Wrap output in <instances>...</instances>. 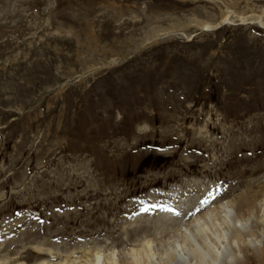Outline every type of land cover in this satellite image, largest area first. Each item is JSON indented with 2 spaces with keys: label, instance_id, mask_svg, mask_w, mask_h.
Returning a JSON list of instances; mask_svg holds the SVG:
<instances>
[{
  "label": "rangeland",
  "instance_id": "rangeland-1",
  "mask_svg": "<svg viewBox=\"0 0 264 264\" xmlns=\"http://www.w3.org/2000/svg\"><path fill=\"white\" fill-rule=\"evenodd\" d=\"M249 192L264 0H0V264L130 261L148 240L140 264H176L168 243L202 240L167 243L169 224Z\"/></svg>",
  "mask_w": 264,
  "mask_h": 264
},
{
  "label": "bare ground",
  "instance_id": "bare-ground-1",
  "mask_svg": "<svg viewBox=\"0 0 264 264\" xmlns=\"http://www.w3.org/2000/svg\"><path fill=\"white\" fill-rule=\"evenodd\" d=\"M205 29H207V27ZM263 207L264 196L259 195V193L249 192L234 199L231 203L226 202L221 204L220 207H214L212 210L208 212L206 211L207 213L203 214L202 216L193 217V219L188 220L185 224H169L167 228V240H165L167 241V243L171 240V243H174V245L177 247H180L182 243H187L188 245L190 244L189 242L195 239H199L200 241L202 240V243L200 244V247H196L193 250H190V248L188 251L185 250L186 252H184L183 257H180L179 255L173 256V254L168 252V249L170 248L168 247V245L170 243L166 245V242L164 240H159L155 246L158 247V245L164 243L167 246V248L163 252L164 255L161 256L159 260L165 259V261H170L173 257H176V260H179L176 262V264H244L251 261L252 259L256 260L255 258H260L259 251L264 247ZM222 230L225 231L222 233L223 236L221 234V236L218 235L220 237L216 236L214 242H212L209 238L210 236L207 235L209 231H213L215 232V235H217L219 233H216V231L222 232ZM25 234L26 237H28V234L31 233H24L22 236L23 238ZM179 239V242H181L180 245H178ZM145 243L146 244H144L143 252L141 250L130 251L132 252V259L130 261L118 258V256L117 260L114 259L115 256L103 257L99 253L100 250H96L89 252L87 251V253H85L83 257L81 256L82 260L76 262L75 264H140V261H144L142 260V257H146L148 260H150L154 256L153 254H151V252L153 251L151 250L153 248V242L148 240ZM216 244L219 247H215ZM186 248L188 249V247ZM145 249H147V251L150 253L148 254V252L144 251ZM9 252V254H11V250ZM123 254L121 255L123 256ZM11 258H6L7 260L5 261L14 262L20 257H15L12 259ZM26 258L28 259L27 255ZM104 258H107V260L105 261ZM162 261L163 260H161V262ZM41 264H49V262H42ZM65 264H73V262H69L67 260Z\"/></svg>",
  "mask_w": 264,
  "mask_h": 264
},
{
  "label": "snow or ice",
  "instance_id": "snow-or-ice-1",
  "mask_svg": "<svg viewBox=\"0 0 264 264\" xmlns=\"http://www.w3.org/2000/svg\"><path fill=\"white\" fill-rule=\"evenodd\" d=\"M166 210H169V211H171V209H166Z\"/></svg>",
  "mask_w": 264,
  "mask_h": 264
}]
</instances>
